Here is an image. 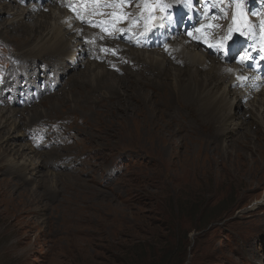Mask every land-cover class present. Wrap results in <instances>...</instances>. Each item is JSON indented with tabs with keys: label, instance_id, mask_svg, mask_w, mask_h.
<instances>
[{
	"label": "rangeland",
	"instance_id": "1",
	"mask_svg": "<svg viewBox=\"0 0 264 264\" xmlns=\"http://www.w3.org/2000/svg\"><path fill=\"white\" fill-rule=\"evenodd\" d=\"M19 1L20 8H30L36 0ZM250 1L249 8L243 5L246 10L240 12L253 20L257 13L259 17L264 15L262 0ZM184 2L188 1L170 0L166 5L193 14L190 22L193 34L203 21L199 16L195 19L198 14L195 10L202 14L207 6L211 12L221 11L223 3L193 0L184 5ZM46 4L50 10L57 3L40 0L36 17ZM228 10L231 8H224L225 12ZM1 15L6 20L13 17ZM184 16L189 20L187 13ZM216 21L220 26L225 19ZM111 22L115 23V19ZM12 34L18 35L19 30ZM228 34L224 37L230 38L233 33ZM162 40L165 46L171 39ZM223 41L214 44V51L228 65H240L237 60L242 57L245 45L238 44L234 50L229 48L226 38ZM13 45L0 33V109H24L28 116L42 112L30 126L26 120L21 122V128L18 125L17 133L27 134L29 129V136L15 141L32 147L37 160L48 165L41 170L47 172L41 181L27 182L28 171L22 173L18 166H7L11 154L0 156V264H264V171L251 170L243 160L245 139L238 138L243 130L225 142L214 136V129L204 131L194 127L180 146L164 148L152 143L137 148L124 142V134L100 125L85 128L79 123L74 129H59L55 121L58 114L51 106L55 98L61 97L62 102L69 101L63 111L65 116L75 114L69 109L72 103L66 100L68 97L88 109L92 120L99 117L101 122L111 120L118 126L122 122L102 116L105 111L110 113L109 101L102 95L104 90L88 93L78 86L67 85L72 73L84 66L73 70L71 61L64 57L62 69L50 61L56 68L45 71L46 66L40 69L39 62L17 59ZM100 53L107 55L104 51ZM212 57L219 60L215 53ZM97 63L102 64L103 60ZM248 66L243 67L251 70ZM258 75L264 76V67ZM217 85L215 91L226 104L232 93L220 94L222 85ZM117 98L116 93L112 102ZM245 107L249 104L234 105L232 112L241 116ZM43 113L48 115L44 117ZM21 118V113L14 115L17 124ZM189 119L180 116L179 120L191 124ZM7 125L12 127L10 123ZM129 125L135 134L133 122ZM35 129L41 133H33ZM71 184L76 186L74 196L69 194Z\"/></svg>",
	"mask_w": 264,
	"mask_h": 264
},
{
	"label": "bare ground",
	"instance_id": "2",
	"mask_svg": "<svg viewBox=\"0 0 264 264\" xmlns=\"http://www.w3.org/2000/svg\"><path fill=\"white\" fill-rule=\"evenodd\" d=\"M52 1L57 3L56 6L48 10L49 4H46V8L36 17L35 11L41 8L40 0H36L30 8H20L19 0H0L2 13L9 17L13 16L6 20L0 12V33L6 42L11 45L12 42L15 43L13 45L15 49L12 51L14 54L18 53L15 56L17 59L22 57L21 59H25L27 63L39 62L40 69L46 66L45 71L51 67L56 68L55 65L49 64L50 61L58 63L62 69L64 57L71 61L69 65L73 70L78 66H84L81 71L72 73L69 80L67 79L69 81L67 85L78 86L88 93L97 94L104 90L102 95L109 101L110 113L107 114L105 111L102 116L118 118L122 122V125L118 126V123L111 120L101 122L99 117L92 120L88 117V109L83 108V105L79 106L78 102L73 101L75 99L68 97L66 100H71L72 103L69 109L75 114L65 116L63 111L68 108L69 101L62 102L64 97H61L55 98L53 100L55 104L50 105L58 114L55 121L58 122L59 129L66 130V127L74 129L80 125L79 123L85 128L96 125L99 128L100 125L112 132L124 134V142L131 144L130 147L137 148L150 146L152 143L164 148L180 146L194 127H200L204 131L214 129V136L222 138L225 142L239 130H243L238 136L245 139L243 160L251 170L264 171V76L258 75L264 67V64L259 62L264 61V15L259 17L257 13L253 20L248 19L249 17L238 9L225 12L226 2L220 3L221 11L217 9L211 12V9L209 11V8L204 6L202 14L200 10L193 9L198 12L195 19L198 16L204 19L193 34L190 25V22H193V14L175 5L168 8L165 2L170 0ZM186 1L190 5L193 0ZM262 3L264 5V0ZM45 9L48 10L47 13L44 12ZM141 10L153 20L149 30L145 26V15L140 14ZM184 12L189 15V20L184 16ZM127 14H129L127 21L121 23L120 19L126 18ZM214 18L225 19V22L218 26ZM114 19L115 23L111 22ZM205 19L209 20L212 26H206ZM232 19L246 38L245 50L241 51L242 57L237 60L240 65H228L221 56H218V52L214 51L215 45L224 42L225 34L233 33L229 23ZM18 30V35L12 34ZM180 33L182 35H179ZM103 34H108L109 37H104ZM206 37L209 38V43H204ZM166 38L171 40L162 46V39ZM92 39L94 42H91ZM238 44L239 41L233 47L234 50L238 49ZM229 48L232 49V44ZM101 51L107 55L100 53ZM213 52L219 57L218 61L212 57ZM252 59L258 62L257 72L244 68L247 64L251 68V63L248 62ZM97 60H103V63L99 64ZM11 75L12 73L9 76ZM7 82L8 80L5 81L6 84ZM217 84L222 85L220 94L232 93L230 98H226V104L215 91ZM116 93L119 98L112 102ZM244 102L248 103L249 107H245L243 115L236 116L232 112V107L242 106ZM14 104L18 105L15 101ZM5 109H0V156L11 154L12 157L8 156L7 166H18L22 173L28 171L30 177L25 176L27 182L34 179L41 181L43 174L47 173L41 170L46 169L48 164L37 160L38 157L36 158L32 147L19 145L15 140L29 136V129L27 134L17 133L18 125L21 128L23 125L21 122L26 120L28 123L26 125L30 126L31 123H35V118L41 117L42 112H34L28 116L29 112L25 114L24 109L18 111L17 108L10 110L7 108L8 110L4 111ZM20 113L22 118L17 124L14 115L16 117ZM179 114L182 119H192V123H181ZM47 115L43 113L44 117ZM130 122H133L137 129L135 134H132ZM7 123L12 127L8 128ZM32 132L41 133L38 129ZM45 144L44 142L41 145ZM71 188L68 189L69 194L74 196L76 186L71 184ZM81 188L78 187V190Z\"/></svg>",
	"mask_w": 264,
	"mask_h": 264
}]
</instances>
